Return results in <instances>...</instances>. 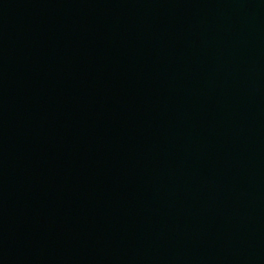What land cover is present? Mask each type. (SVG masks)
Masks as SVG:
<instances>
[{"label": "water", "instance_id": "water-1", "mask_svg": "<svg viewBox=\"0 0 264 264\" xmlns=\"http://www.w3.org/2000/svg\"><path fill=\"white\" fill-rule=\"evenodd\" d=\"M0 264H264V0H0Z\"/></svg>", "mask_w": 264, "mask_h": 264}]
</instances>
